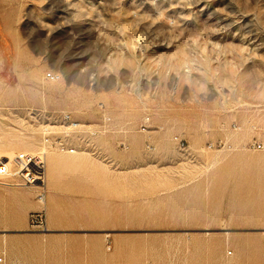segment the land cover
I'll use <instances>...</instances> for the list:
<instances>
[{
  "label": "rangeland",
  "instance_id": "obj_1",
  "mask_svg": "<svg viewBox=\"0 0 264 264\" xmlns=\"http://www.w3.org/2000/svg\"><path fill=\"white\" fill-rule=\"evenodd\" d=\"M62 112L113 127L0 184L4 264H264V0H0V151Z\"/></svg>",
  "mask_w": 264,
  "mask_h": 264
},
{
  "label": "built area",
  "instance_id": "obj_2",
  "mask_svg": "<svg viewBox=\"0 0 264 264\" xmlns=\"http://www.w3.org/2000/svg\"><path fill=\"white\" fill-rule=\"evenodd\" d=\"M47 79L59 81L62 75L56 71H48ZM52 123L43 125L41 140L48 149L58 150L62 153L74 154L78 151V140L95 139L102 132L112 129V120L109 115H104L99 124H87L76 122L71 113H57L51 115ZM59 129H54L53 126ZM146 125H141L146 130ZM258 149L264 148V142L255 145ZM47 153L43 150L38 152L19 151L11 161L0 159V184L37 189V199L45 204L46 201V170ZM30 225L33 230L43 231L47 229V212L43 207L30 215ZM0 264H4V258L0 257Z\"/></svg>",
  "mask_w": 264,
  "mask_h": 264
},
{
  "label": "bare ground",
  "instance_id": "obj_3",
  "mask_svg": "<svg viewBox=\"0 0 264 264\" xmlns=\"http://www.w3.org/2000/svg\"><path fill=\"white\" fill-rule=\"evenodd\" d=\"M30 148H27V150H29ZM32 149V148H31ZM43 151H45L46 152V148L44 147L43 149H42ZM14 157V154H13V152L12 151H10V150H4V151H0V159H3V160H5V161H11L12 160V158ZM50 160L52 161V164L53 165H58L59 163H60V161H59V159H57V158H50ZM64 164V163H63ZM60 165V164H59ZM61 166H62V164H61ZM47 231H50V229L48 228V229H46ZM45 231V230H44ZM53 231V230H52Z\"/></svg>",
  "mask_w": 264,
  "mask_h": 264
}]
</instances>
